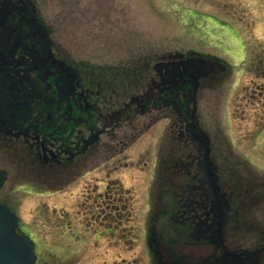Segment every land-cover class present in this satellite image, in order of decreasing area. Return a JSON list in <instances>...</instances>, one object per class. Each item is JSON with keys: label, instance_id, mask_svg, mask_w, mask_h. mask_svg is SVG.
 Segmentation results:
<instances>
[{"label": "rangeland", "instance_id": "rangeland-1", "mask_svg": "<svg viewBox=\"0 0 264 264\" xmlns=\"http://www.w3.org/2000/svg\"><path fill=\"white\" fill-rule=\"evenodd\" d=\"M36 2L56 55L85 86L100 78L114 107L157 81L153 65L163 55L195 51L228 65L216 87L198 91V117L208 129L221 126L224 154L242 174H264V0ZM128 115L118 132L130 137L138 127L139 138L113 146L105 132L95 150L61 167L21 143L0 149V203L36 244L38 264H149L150 194L170 188L161 168L171 154L170 112ZM241 235L243 248L254 246L253 233Z\"/></svg>", "mask_w": 264, "mask_h": 264}, {"label": "flooded vegetation", "instance_id": "flooded-vegetation-1", "mask_svg": "<svg viewBox=\"0 0 264 264\" xmlns=\"http://www.w3.org/2000/svg\"><path fill=\"white\" fill-rule=\"evenodd\" d=\"M36 1L0 0V149L21 143L41 163L57 161L61 167L95 150L105 132L113 146L139 138L138 127L130 137L118 132L128 113L145 115L164 105L170 112L172 144L169 162L161 168L170 188L150 194L143 235L148 263L264 264V174H242L240 164L224 154L221 126L206 128L197 113L198 91L216 87L228 68L211 56L188 51L168 67L181 69L173 64L192 61L181 78L156 85L148 100L132 110L126 103L114 107L111 92V99L103 96L100 78L85 86L79 73L56 55ZM193 71L203 72L196 91ZM242 231L254 234L253 247H242ZM36 248L34 244V264L39 262Z\"/></svg>", "mask_w": 264, "mask_h": 264}, {"label": "water", "instance_id": "water-1", "mask_svg": "<svg viewBox=\"0 0 264 264\" xmlns=\"http://www.w3.org/2000/svg\"><path fill=\"white\" fill-rule=\"evenodd\" d=\"M177 57H181V55L169 56L167 58L176 59ZM165 60L166 58L163 57L162 61L157 62L153 66V70L160 78V82L157 84L158 86H161L164 83H169L170 81L174 82L178 77L181 78L183 74L188 72V68L192 64V61L190 60L179 61L173 65L177 67L180 66L182 70L173 68L171 71H169L168 67L171 64L165 62ZM203 63V61L198 62L197 65L199 67H203ZM163 70L165 71L164 74L162 72ZM201 76H203L202 71H193L191 83L194 90H196L197 79ZM166 77H168V79H165ZM152 85L155 84L152 83ZM150 90L151 89H149V91ZM148 92L143 96V99H148ZM142 101V99L139 100L138 98H132L130 104L133 102ZM5 180L6 176L4 172L0 170V189L2 188ZM17 223L18 218L15 216V214L7 209L4 205H0V264H34L35 262L36 257L33 252V243L27 237L19 236L17 234Z\"/></svg>", "mask_w": 264, "mask_h": 264}, {"label": "bare ground", "instance_id": "bare-ground-1", "mask_svg": "<svg viewBox=\"0 0 264 264\" xmlns=\"http://www.w3.org/2000/svg\"><path fill=\"white\" fill-rule=\"evenodd\" d=\"M260 23H261V21H257V23H256V25H257V27L258 26H260ZM223 63V62H222ZM224 64V63H223ZM227 68H228V70H229V66L228 65H226V64H224ZM150 82H153L154 84H158L159 82H160V78H159V80L157 79V81H150ZM164 85V84H163ZM163 85H161V86H163ZM149 86H151V88H155V85H152V83L150 84V85H148V87H147V89L149 88ZM158 86V85H157ZM148 92V90H146L145 91V93H143V94H141V95H139V97H140V99H142V100H144L143 99V96L146 94ZM127 105V104H126ZM155 110V109H154Z\"/></svg>", "mask_w": 264, "mask_h": 264}]
</instances>
